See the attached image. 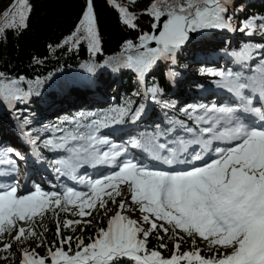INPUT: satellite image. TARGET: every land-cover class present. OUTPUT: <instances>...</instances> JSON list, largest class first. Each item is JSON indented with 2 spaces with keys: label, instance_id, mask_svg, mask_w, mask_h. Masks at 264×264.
<instances>
[{
  "label": "snow or ice",
  "instance_id": "obj_1",
  "mask_svg": "<svg viewBox=\"0 0 264 264\" xmlns=\"http://www.w3.org/2000/svg\"><path fill=\"white\" fill-rule=\"evenodd\" d=\"M106 3L124 27L138 33L135 40L123 42L119 61L137 73L143 95L164 108L175 105L158 100L163 90L146 83L158 63H175L190 32L236 30L228 15L233 0H151L141 13L130 7L136 0ZM31 11L29 0H14L0 21V38H6L8 29H27ZM140 15L152 18L151 32L141 31ZM238 30L264 38V16L245 19ZM81 44L93 57L103 51L94 0H85L75 31L59 47L78 50ZM256 53H264V44L248 45L235 56L245 63ZM115 59L109 57L105 64ZM94 68L93 64L88 71ZM208 74L218 77L217 86L232 94L231 104L187 105L180 110L186 120L170 119L167 128L156 125L128 144L113 142L103 130L138 121L144 105L133 108L132 101L62 122L71 127L45 129L54 135L43 147L66 154L54 161L55 171L83 184V190L45 191L35 185L23 193L19 180L0 182V261L16 264L18 254L19 264H264V58L251 75L231 70ZM174 76L169 73L170 79ZM24 79H9L0 72V100L27 102L33 90L19 87ZM26 134L31 136V131ZM39 141L37 135L31 142ZM129 146L146 160L128 158ZM24 159L11 147L0 148V177L15 174L17 160ZM86 165L113 170L85 179L77 173ZM137 212L139 218L133 219ZM61 213L73 218L61 220ZM49 215L56 223L57 239L51 242L44 223ZM100 215L107 218V226L97 228L87 243L83 235H74L77 229L84 233L92 227ZM150 238L157 241L155 248L149 247ZM188 240L190 250L182 251ZM169 243L171 255L165 257ZM204 251L211 254L202 255Z\"/></svg>",
  "mask_w": 264,
  "mask_h": 264
},
{
  "label": "trees",
  "instance_id": "obj_2",
  "mask_svg": "<svg viewBox=\"0 0 264 264\" xmlns=\"http://www.w3.org/2000/svg\"><path fill=\"white\" fill-rule=\"evenodd\" d=\"M13 3L14 0H0L2 15ZM29 3L32 6V11L27 29L20 31L8 29L4 33L6 38H0V72L5 73L6 78L9 79L24 77L25 79L19 84V87L25 91L31 87L33 95L27 102L9 103L0 100V148H5L8 142L31 143L41 159L52 160L51 155L55 151L43 147V141L53 138L54 134L45 129H52L53 126L71 127V125H65L62 122L76 117L80 113L107 112L113 107L123 106L128 101L133 102V108L146 103L136 73L134 70L122 66L119 61L123 42L128 39L135 40L138 33L124 27L119 22L117 11L107 4L106 0H94L103 51L93 57L85 44H81L78 50H70L69 46L59 47L63 40L75 31L85 8V0H29ZM240 5L244 6L243 12L239 11ZM148 6L149 0H136L135 4L130 5L131 9L137 13L143 12ZM228 15L233 16L231 23L236 26L249 17L264 16V0H233ZM3 19L4 17H1L0 21ZM137 23L141 31L151 32L153 23L151 17L140 15ZM193 33L195 38L180 49L176 54L175 63L171 61L159 62L146 78L147 86L156 85L163 90L162 94L158 96V100L167 101L170 104L180 103V108L193 105L191 101L193 99L197 100L195 104H206L207 100L202 99L204 92L202 88L210 89L214 86V82L211 80L212 75L203 73V75L187 78L188 82L180 84L184 88L183 95L178 96L175 93V87L184 77L181 69L183 70L190 61L196 62L194 64H197L203 71L220 63L223 67L221 70L243 72L244 75L252 74L249 69L238 67L242 63L237 62L235 56L246 46L255 47L257 45L251 36H244L241 38L240 44L232 48L225 45L224 42L221 43L225 37L213 28L199 29ZM49 45L52 47L50 48ZM191 46H195V48L190 49ZM254 55L258 62H255V58L247 61L253 69L260 62V56L264 58V53ZM109 57L117 59L105 64ZM37 59L41 63H36ZM178 61L179 64H176ZM207 62L217 64L209 66ZM93 64L95 65L94 71L89 72L88 68ZM179 65L181 69H179ZM217 67L214 68L217 69ZM170 72L175 73L174 78H169ZM37 78L40 81L38 84L35 83ZM110 92L115 94L112 95ZM137 93L140 94L137 95ZM186 95H189L190 99L187 103L183 101ZM147 99L151 101L150 98ZM65 103L70 107L65 108ZM56 109H58L57 114H55ZM30 116L38 117L40 124H33L29 119ZM175 118L178 117L170 119ZM25 120L28 121L27 124L24 123ZM168 121L160 111L158 104L151 105L150 120L147 125L135 124L132 126L136 133L134 136L136 138L145 131L151 132L156 125H159L161 129L167 128ZM126 124L127 122L118 125V127L126 128ZM29 130L31 136L26 134ZM3 133L8 136H3ZM37 135L40 136V141L33 144L31 141ZM12 146L15 150L21 151L19 145L12 144ZM23 152L21 151V153ZM26 153L24 152V155ZM109 206L111 207V205ZM65 218L73 217L61 213L60 219ZM44 223L49 229L46 233L47 241L56 240L55 220L49 215ZM102 226H107V218L102 215L96 216L92 227L86 229L84 233L77 229L74 235H83L87 243V238ZM65 234L72 233L65 230ZM30 243L33 247L35 246L33 242ZM197 243L200 247H205L199 240ZM156 246L157 241L150 238L149 247L155 248ZM171 247L172 245L169 243V250L163 251L165 257L171 255ZM190 247L191 241L188 240L181 250L187 251L190 250ZM37 251L41 255L46 254L45 248H39ZM201 254L210 255L211 253L204 251ZM0 264H4V262L0 261ZM16 264H19L18 254Z\"/></svg>",
  "mask_w": 264,
  "mask_h": 264
},
{
  "label": "rangeland",
  "instance_id": "obj_3",
  "mask_svg": "<svg viewBox=\"0 0 264 264\" xmlns=\"http://www.w3.org/2000/svg\"><path fill=\"white\" fill-rule=\"evenodd\" d=\"M254 1H256V0H254ZM150 2H151V0H149V4H150ZM1 17H3V15H2V10L0 9V18ZM240 25L241 24H239L238 26L232 25V28L233 29H236V30L217 29V30L222 31V32H220V31H218V32L221 33L225 37V39H222L221 40V43L224 42L225 45H229L232 48H235L236 46H238L240 44L241 38H243L244 36H247L245 33L240 32L238 30L239 27H240ZM213 29L216 30V28H213ZM189 34H194V33L193 32H190ZM194 36H195V34H194ZM251 37L255 41V44H264V38H261L259 35H253ZM217 42H219V41H217ZM206 46H208V45H206ZM194 48H195V46H191L190 47V49H194ZM261 58H262V56H260V60H261ZM255 62H258V59L256 57H255ZM194 63H196V62H194ZM194 63H193V61H190L183 70L181 69L180 65L178 66L179 69H181V71L184 73V77L181 79L182 81L177 85V87H175V93L178 94V96L184 94V88L181 87L180 84L188 82V79L187 78L194 77L195 75H203V73H208V70L209 69L210 70L219 71V70H221L223 68L222 65H220V63L217 64V63L207 62V65H209V66L210 65L213 66V65L217 64L216 66H218V67H217V69H215L214 67H216V66H213L212 68L207 69V71H203L202 69H200L198 67L197 64H194ZM176 64H179V61ZM238 67L240 69H245V68L246 69H249L251 72H252V69H253L249 62L242 63ZM211 78H212L211 79L212 82H214V86L212 87L211 91H208L210 89H208L206 87H203L202 88V90L204 91L203 94H205L204 95V98H202V99L206 100V99H208V97L211 96L210 99H213L212 100V103H216V104L220 105V103H218L219 102L218 101L219 99H218L217 95H215V93H214L215 91H219V89H220V87H218L217 84H216V81L219 78L218 77H215V76H211ZM142 89H143V87H141V91H142ZM110 93L112 95L115 94L114 92L113 93L110 92ZM190 96H192V95H190ZM144 99H146L145 100L146 103H143V105H144V111H143L141 117L139 118V120L136 121L135 123L127 122L126 126L124 125L126 128H128V133H131V134L136 135V133H134L133 127H132L135 124H139L141 126H146L147 125V122L150 120V116H149V114H150V106L151 105H155V104H158V106L160 108V111L162 112V114L164 115V117H166L168 120H170V118H172V117H178L180 119H185V120L187 119L183 115V113L180 111L182 109L179 106L180 103L179 104H174L175 107L164 108L161 103H153L152 101H150L147 98H145V96H144ZM183 101L185 103H187L188 101H190L189 95H186L184 97V100ZM191 101L193 102V104H195L197 102V100H195V99H193ZM212 103H208V104H212ZM64 107L65 108H69L70 105H68V104L65 103L64 104ZM58 109H56V113L55 114H57ZM29 119H31L32 123L35 124V125H37V124L39 125L40 124L39 123L40 120H39L38 117L30 116ZM187 122L188 123H191V121H187ZM125 131L126 130H125L124 127H118V125L103 130V132L105 134H107L110 139L116 138V136L114 135L115 132H123L124 133ZM2 135L3 136H8V135H6L4 133ZM126 143L127 142H125L124 144H126ZM12 144L19 145L22 152L23 151L24 152H27L26 155H24V152L22 153L27 160H25V163L23 161V166L21 167V169L18 170L15 174H13L14 175L13 178H15L14 181L15 180H19V182H20L21 192L24 193V192L31 191V190L34 189V186L35 185H39L45 191H62L63 190V189L60 188V186L62 187V185H65V184L63 183V180L61 182L58 181V180L60 179L61 176L62 177H65V176L60 175V174H58L55 171L54 161L57 160V159H60V158L64 157L66 155L65 153H63L61 151H55L51 155L52 156V160H46V159H41V157L39 156V154L36 153L35 147H33L31 143L24 144L22 142H17V143L16 142H14V143L8 142V145H6L5 148L12 146ZM13 147L14 146H12L11 148H13ZM35 158L38 161L37 160L36 161H33ZM13 159H16V158L13 157ZM20 161L21 160H17V165H18V163H20ZM28 162H30V164H29L30 165V168L32 167L30 170H32V171H36V169H39V168L46 169L45 167L47 166L46 173L48 172L47 173L48 179L47 180H42V179H40L37 176L35 177L34 172H33L32 176L30 178H25L23 176L26 173L25 172V165L24 164H26V166L28 167V164H27ZM78 176L84 177L85 179H96V178H91V176L90 175H87L86 173H84V174L83 173H80V174H78ZM32 178L34 180H32ZM65 179H66V177L64 178V180ZM76 182L78 183L79 186H77L75 188L78 189V190H83V184L79 183L78 181H76ZM54 184H58V185H54ZM69 186L70 185H65L64 188L65 187H69ZM132 215H133V218L134 219H137V218H139V215L140 214L137 212L136 215H134V214H132Z\"/></svg>",
  "mask_w": 264,
  "mask_h": 264
},
{
  "label": "bare ground",
  "instance_id": "obj_4",
  "mask_svg": "<svg viewBox=\"0 0 264 264\" xmlns=\"http://www.w3.org/2000/svg\"><path fill=\"white\" fill-rule=\"evenodd\" d=\"M215 93V95H222V92L219 90V91H215L214 92ZM227 94L228 93H225V94H223L224 96H227ZM216 97V96H215ZM232 97V96H231ZM220 98V97H219ZM125 132L124 133H128V128H125ZM114 139V138H113ZM126 139H128V137H126ZM114 142L116 143H118V144H121V143H125L126 141H116V140H114ZM127 144V143H126ZM14 149V148H13ZM13 158V157H12ZM25 160H27L26 158L24 159V160H22V161H20V163H18V170H20L21 169V167L23 166V161H24V163H25ZM37 159L35 158L33 161H36ZM38 161V160H37ZM28 164V167L26 166V164H24L25 165V174L23 175L25 178H30L31 176H32V174H33V172L34 171H32V170H30L31 168H30V162H28L27 163ZM46 169H41V168H39V169H36V171L34 172V174H35V177L37 176V177H39L40 179H42V180H47L48 179V177H47V173H46V170H47V166L45 167ZM27 170V171H26ZM113 169L112 168H108V166H106V165H96V168H90V167H87V166H84V167H82V168H80L79 169V171H78V173L80 174V173H86L87 175H92L93 176V173H95V177H101L102 175H104V174H108L110 171H112ZM13 176L14 175H8V176H4L5 177V181L8 183V184H11L12 182H14V179L15 178H13ZM94 177V176H93ZM61 179V180H60ZM60 179L58 180V181H62L63 180V183L65 184V185H72V186H75V187H77V186H79L78 185V183L76 182V181H73V180H71V179H69L70 181H68V180H64V177H60ZM32 180H34L33 178H32ZM62 183V184H63ZM54 185H58V184H54ZM61 185V184H60ZM65 185H62V187L60 186V188L61 189H64V186ZM24 193H26V192H24Z\"/></svg>",
  "mask_w": 264,
  "mask_h": 264
},
{
  "label": "water",
  "instance_id": "obj_5",
  "mask_svg": "<svg viewBox=\"0 0 264 264\" xmlns=\"http://www.w3.org/2000/svg\"><path fill=\"white\" fill-rule=\"evenodd\" d=\"M161 19L164 20V19H166V17H162ZM151 31H152V30H151ZM194 38H195L194 34H189V39L186 41V43H185L183 46L187 45V44H188L190 41H192ZM151 46H155V45L153 44V45H151ZM183 46H182V47H183Z\"/></svg>",
  "mask_w": 264,
  "mask_h": 264
}]
</instances>
